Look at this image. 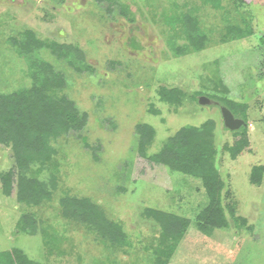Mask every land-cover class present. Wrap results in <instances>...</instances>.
Instances as JSON below:
<instances>
[{
  "label": "rangeland",
  "instance_id": "1",
  "mask_svg": "<svg viewBox=\"0 0 264 264\" xmlns=\"http://www.w3.org/2000/svg\"><path fill=\"white\" fill-rule=\"evenodd\" d=\"M110 1L107 8L96 0H0V92L29 87L27 60L46 61L65 76L62 93L86 116L80 129L52 141L56 153L44 169L29 171L45 180L54 174L49 200L19 203L0 181V264L13 248L36 264H156L155 252L169 241L147 208L190 220L167 264H264V173L260 184L250 181L251 168L264 166V0ZM249 24L253 34L243 36ZM231 25L242 30L228 31ZM27 30L45 43L78 48L83 61L72 51L59 58L47 46L18 54L10 40ZM197 35L204 38L200 48ZM160 86L181 89L180 102L160 101ZM200 96L209 103L200 104ZM217 98L246 106L245 135L224 126ZM208 119L215 122L229 225L203 231L197 215L208 197L201 180L140 157L134 128L155 129L146 149L151 156L181 127ZM241 138L248 144L232 159L226 147ZM13 166L10 149L0 144V177ZM64 196L89 199L120 233L103 237L90 222L64 218ZM228 205L240 220L230 217ZM23 215L38 221L35 234L21 229Z\"/></svg>",
  "mask_w": 264,
  "mask_h": 264
},
{
  "label": "trees",
  "instance_id": "2",
  "mask_svg": "<svg viewBox=\"0 0 264 264\" xmlns=\"http://www.w3.org/2000/svg\"><path fill=\"white\" fill-rule=\"evenodd\" d=\"M96 1L98 3L107 1V8L111 4H115V1L110 0ZM234 1L239 5L244 4V0ZM248 28H246L248 32L242 34L243 36L253 34L250 24ZM227 29L233 31L240 28L237 25H231ZM260 37L263 40L264 33ZM10 42L16 46L20 55H28L33 50L47 46L55 51L59 58H66L72 51L77 58L82 61L84 59L82 51L78 48L56 42L45 43L36 38L30 30L23 32L22 39H11ZM194 42L195 47L200 48L204 45V38L197 35L194 37ZM27 61L32 84L29 87L0 92V144L10 149L15 166V168L13 166L3 172L0 181L3 193L8 195L14 191L19 203L38 205L43 200L50 199L52 191L57 186L56 178L53 173H49L48 179H40L30 176L29 171L32 167L44 169L46 163L56 153L52 141L80 129L86 116L85 113H79L74 101L66 93H62L66 86V79L60 71L46 61L37 59ZM66 63L70 67L72 66L75 71L80 72V68L73 66L71 62ZM182 93L178 87L160 86L158 89L159 100L170 105L178 104L183 96ZM216 100H220L222 105H227L226 107L232 113H234L232 106L236 105L240 116L235 114L234 116L241 117L246 122V106L229 100L219 98ZM247 125L245 128L241 127L239 130L232 131V133L245 135ZM214 128L215 122L212 119L206 120L199 126L181 127L167 138L157 153L151 156L147 155L146 149L153 140L155 129L145 123L137 124L134 128L137 135L136 151L140 157L154 164L165 166L171 172H181L201 180L208 197L207 206L197 215L198 227L203 231L210 228H227L229 225L222 204L225 184L215 165ZM247 144L248 140L241 138L234 145L227 146L226 149L230 157L234 159ZM85 147L89 148V145L85 143ZM263 173V165L253 166L250 173L251 183L260 184ZM60 205L64 218L71 217V220L77 223L90 222L92 223L91 227L103 237H112L120 233L115 222L105 218L101 212L96 210V204L87 198L64 196L60 199ZM228 211H230L229 214L233 220L238 219V217L233 218L234 208L232 206L228 205ZM144 212L146 216L154 219L162 229L164 239L169 241L162 249L155 252L156 264H167L176 243L182 238L190 220L158 209L147 208ZM94 215L100 216L101 221H97V216L94 217ZM19 221L22 230L28 229V233H36L38 229L36 219L23 215ZM241 221L244 222V220ZM4 259V264H36L32 263L20 248L9 250Z\"/></svg>",
  "mask_w": 264,
  "mask_h": 264
},
{
  "label": "water",
  "instance_id": "3",
  "mask_svg": "<svg viewBox=\"0 0 264 264\" xmlns=\"http://www.w3.org/2000/svg\"><path fill=\"white\" fill-rule=\"evenodd\" d=\"M198 100L200 104H208L210 101V99H208L206 96H200ZM220 111L224 126L229 130L233 131L241 126L247 125V123L242 118L235 117L228 107L220 105Z\"/></svg>",
  "mask_w": 264,
  "mask_h": 264
},
{
  "label": "crops",
  "instance_id": "4",
  "mask_svg": "<svg viewBox=\"0 0 264 264\" xmlns=\"http://www.w3.org/2000/svg\"><path fill=\"white\" fill-rule=\"evenodd\" d=\"M4 149H7V150H8L9 148H8V147H6V146H4ZM12 192H14V191H11V193H12ZM7 196H8V195H7Z\"/></svg>",
  "mask_w": 264,
  "mask_h": 264
}]
</instances>
